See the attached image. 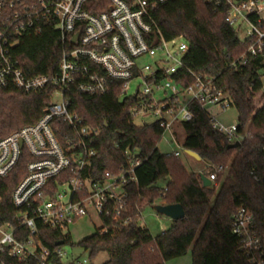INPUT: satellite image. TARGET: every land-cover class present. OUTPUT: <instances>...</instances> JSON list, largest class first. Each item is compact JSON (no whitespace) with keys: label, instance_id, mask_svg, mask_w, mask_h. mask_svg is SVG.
Segmentation results:
<instances>
[{"label":"built area","instance_id":"obj_1","mask_svg":"<svg viewBox=\"0 0 264 264\" xmlns=\"http://www.w3.org/2000/svg\"><path fill=\"white\" fill-rule=\"evenodd\" d=\"M96 1L0 0V86L15 85L27 92L54 86L53 102L43 117L0 140V181L28 159L26 174L12 192L17 208L14 220L0 224V264L26 259L39 264H89L88 257L68 256L62 247L65 241L54 249L46 246L40 226L66 236L76 221L97 216L102 221L98 228L106 230V220L121 222L128 186L137 182L139 159L122 172L92 176L97 131L70 110L65 99L70 87L105 94L117 83L122 98L133 101L134 118L155 114L164 134L171 131L175 137L178 127L192 120L193 103L208 111L212 127L230 143H242L250 135L239 130L240 122L224 124L210 112L214 107L226 111L233 102L216 77L199 73L187 63L188 41L182 36L167 39L154 29L152 12L168 0H107L100 12L94 11L101 8ZM208 1L227 8L229 24L246 46L239 61L264 57V0ZM46 26H54L60 34L64 48L60 66L55 74L29 75L18 46L24 36L41 33ZM58 94L63 100L55 102ZM181 147L168 154H188L183 141ZM208 164L206 176L217 184L226 167ZM2 197L0 189V203ZM232 229L242 238L251 263L264 264L254 214L238 208L232 215Z\"/></svg>","mask_w":264,"mask_h":264},{"label":"trees","instance_id":"obj_2","mask_svg":"<svg viewBox=\"0 0 264 264\" xmlns=\"http://www.w3.org/2000/svg\"><path fill=\"white\" fill-rule=\"evenodd\" d=\"M96 2L101 8L95 12L107 5V0ZM151 21L167 39L182 36L188 41L187 63L199 73L216 77L238 110L239 130L250 135L239 148H230L227 136L212 127L208 111L192 104L193 118L182 124L184 147L199 153L207 163L226 167L219 174L218 187H204L201 174L189 172L181 157L161 152L164 128L158 120L135 123L133 101L122 98L117 83L105 94H86L70 87L65 94L70 110L97 131L94 148L98 154L92 161V176L98 178L105 171L119 173L132 160L141 162L136 167L137 182L128 186L121 222L106 220V230L97 228L78 244L89 252V264H97L95 260L102 252L110 255L102 264H167L189 249L191 264H253L242 238L233 232L232 215L242 206L254 214L264 258V57L239 61L246 46L229 24L223 5L207 0H168L152 12ZM44 30L24 36L18 46L22 66L29 75L55 74L60 66L64 49L60 34L54 26ZM53 93L52 85L30 92L15 85L0 86V140L43 117L44 109L53 102ZM27 162L22 159L0 181V224L14 220L17 208L12 192L25 176ZM159 202L181 203L186 216L153 235L141 223L146 209ZM40 230L50 249L56 248L60 238L73 244L71 235L44 226ZM16 264L39 263L26 259Z\"/></svg>","mask_w":264,"mask_h":264},{"label":"rangeland","instance_id":"obj_3","mask_svg":"<svg viewBox=\"0 0 264 264\" xmlns=\"http://www.w3.org/2000/svg\"><path fill=\"white\" fill-rule=\"evenodd\" d=\"M242 36V35H241ZM62 99L61 95L58 94L54 97L55 102H60ZM262 105V103H260ZM211 113L216 114L218 121L224 124H232L239 122L238 110L236 107H230L226 111L220 110L218 107H214L210 110ZM135 123L137 125H143L146 123L154 122L158 119L155 114L150 115H138L135 118ZM159 148L162 153L168 154L172 153L174 150H182L181 142L183 141L185 134L182 127H178L176 137L171 131H167L164 134ZM181 141V142H179ZM181 160L189 172H194L197 174H207L209 171V164L205 160H198L193 156L182 153ZM220 182L218 181L216 186L218 187ZM160 204V202H159ZM172 219L164 214H160L155 210L154 207H149L146 209L143 215V220L141 225L147 227L153 235H157L160 232L167 229L172 223ZM100 219L95 216L92 219L85 217L76 221L70 227V234L72 238V243H65L62 245L65 251H67L68 256H76L78 258L84 259L89 258V252L85 250L78 243L88 236L92 235L94 231L101 225ZM110 258V255L107 252H102L98 258L95 260L97 264H102ZM192 263V249H189L187 254L174 258L167 261V264H191Z\"/></svg>","mask_w":264,"mask_h":264},{"label":"water","instance_id":"obj_4","mask_svg":"<svg viewBox=\"0 0 264 264\" xmlns=\"http://www.w3.org/2000/svg\"><path fill=\"white\" fill-rule=\"evenodd\" d=\"M209 1L207 0V3ZM241 146V142L237 141L235 143H231L229 145L230 148H239ZM187 152L189 155L193 156L194 158L198 160H202V157L199 153H197L194 150L187 149ZM201 180L203 182V186H211L213 183L212 181L205 175L201 174ZM155 210L159 212L160 214H164L168 217H170L172 220H179L183 219L186 216L185 209L181 203H173V204H156L154 206ZM64 244V240H60L56 242V245Z\"/></svg>","mask_w":264,"mask_h":264}]
</instances>
